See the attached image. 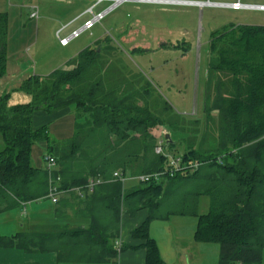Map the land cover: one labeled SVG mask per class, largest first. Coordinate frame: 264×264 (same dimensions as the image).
<instances>
[{"label":"trees","instance_id":"1","mask_svg":"<svg viewBox=\"0 0 264 264\" xmlns=\"http://www.w3.org/2000/svg\"><path fill=\"white\" fill-rule=\"evenodd\" d=\"M8 18L0 12V77L7 59ZM109 43L94 42L68 67L25 79L19 89L30 94L27 104L7 105L0 97V211L43 198L53 181L67 193L57 201L56 216L87 223L0 234V248L55 252L61 262L102 263L114 259L121 214L147 209L146 220L132 230L144 240L145 264H166L148 234V223L171 215L195 216L194 240L219 245L218 264H260L264 248V25L229 23L208 40L204 119L161 116L149 98L131 82L106 78ZM130 84L133 87H130ZM75 107L73 136L50 142L46 125L34 129L33 114ZM216 111V119L212 111ZM160 128L170 134L164 154L155 153ZM214 135L207 148L205 135ZM47 142L46 155L56 169L31 165L32 145ZM168 156L189 166L169 174ZM137 176L158 173V180L123 189L112 173ZM58 179V181H56ZM90 179H101L91 192ZM201 196L208 211L198 213ZM118 249V250H117Z\"/></svg>","mask_w":264,"mask_h":264},{"label":"rangeland","instance_id":"2","mask_svg":"<svg viewBox=\"0 0 264 264\" xmlns=\"http://www.w3.org/2000/svg\"><path fill=\"white\" fill-rule=\"evenodd\" d=\"M31 1L25 0V3L33 4L28 3ZM242 1L252 4L264 2ZM33 2L39 8L37 21L28 18L26 14L21 18L22 24L27 25L26 29L29 30L30 41H34L20 54L25 63L23 67L34 68L36 74L50 72L55 67L66 68L69 65L66 62L72 61L79 52L100 40L102 45L109 43V48L106 47L103 54L112 66L107 73L108 81L118 79L131 82L135 87L132 84L130 87L143 93L146 90L145 95L152 108L160 112L161 116L168 114L164 107L169 104L173 113L190 120L204 119L203 96L210 34L229 23L264 25V12L258 10H232L207 4H143L125 1L109 11L99 23L61 47L59 38L65 32L59 35L55 32L63 24V21L57 19L65 17L63 12L66 6L54 0ZM72 5L71 10L79 13L88 8L91 2L73 0ZM111 5L112 1L103 4L106 9ZM98 9L94 8V13ZM90 17L91 14H86L74 23V27ZM9 26L11 33L22 29L19 22H10ZM212 117L216 119L214 110ZM214 138L208 131L204 145L207 148L215 146ZM123 183L125 188H130L139 181L126 175ZM206 201V197L201 199L202 207H205Z\"/></svg>","mask_w":264,"mask_h":264},{"label":"crops","instance_id":"3","mask_svg":"<svg viewBox=\"0 0 264 264\" xmlns=\"http://www.w3.org/2000/svg\"><path fill=\"white\" fill-rule=\"evenodd\" d=\"M26 4L25 0H16L7 3L6 0H0V12H6L8 18V36H7V59L5 72L0 77V97L7 96V105L14 106L18 104H27L32 100L30 94L19 89L21 83L30 76L49 74L50 72L36 74L34 68L23 67L25 65L20 58V54L28 49L29 45L34 42L30 41L29 30L27 25L22 24L23 15L26 14L28 18L37 21L39 12L38 5ZM65 7V17H60L57 21L63 24L56 29V34L65 32L63 37H68L72 31L82 27V24L74 27V23L83 18L87 9L75 13L71 10L73 0H54ZM78 2H89L86 0H75ZM192 2H205L204 0H183ZM233 1V0H231ZM207 2V1H206ZM211 2V1H208ZM229 2V1H213L211 3ZM105 2H101L93 7L99 8L96 13L106 10L103 6ZM139 3H154V2H139ZM264 3V2H263ZM184 4V3H183ZM185 5V4H184ZM68 7V8H67ZM36 11L37 17L31 18V12ZM94 13V14H96ZM107 15V13H106ZM10 22H19L20 30L17 33L10 32ZM19 27V26H18ZM36 33V31H35ZM63 47L62 45H60ZM66 46V45H65ZM70 61V60H69ZM66 62L69 64L70 62ZM204 99V96H203ZM204 110V104H203ZM75 107L71 106L63 110L47 113L37 111L32 117V126L34 129L40 128L44 125L48 127V135L50 142H63L70 139L74 134L75 123L78 121L76 117ZM4 141L0 135V151L4 149ZM46 148L47 142L41 141L32 145L31 148V165L36 169L46 168ZM56 169V167L54 168ZM123 189L124 183H121ZM50 186V185H49ZM49 189V188H48ZM206 196H201L198 200V213L204 214L208 211L209 199L207 198L205 207L201 205V199ZM67 198V193H61L58 201ZM57 202L52 203L51 200L45 196L33 201L20 203L18 206L0 211V234L3 236H13L16 233L29 230H48L54 226H63L65 223L70 225H77L87 223L82 219L72 217L71 211L67 218L57 217L56 209ZM204 208V209H202ZM148 216L147 209H140L129 215L122 213L119 221L118 237L123 247L118 250L117 256L107 262L102 263H88V262H61L58 260L55 252H26L17 248H0V264H145L146 251L143 248L144 240L142 238H133L131 232L146 220ZM197 226V217L171 215L167 219H154L148 223V234L153 238L158 246L161 259L166 264H218L219 260V245L211 242H197L194 240V233ZM115 240V241H116ZM260 264H264V248L262 250V258Z\"/></svg>","mask_w":264,"mask_h":264},{"label":"built area","instance_id":"4","mask_svg":"<svg viewBox=\"0 0 264 264\" xmlns=\"http://www.w3.org/2000/svg\"><path fill=\"white\" fill-rule=\"evenodd\" d=\"M89 2H92V6H90L87 11L85 13L91 14V17L86 20L83 24L82 27L78 28L77 30L72 31V33L68 36V37H62L59 38V43L62 46H65L69 43V41L76 37L78 34H80L81 32L88 30L90 28H92L94 26L95 23H99L101 21V19H103V17L106 15V13H108L109 11H111L113 8H115L116 6H118L119 4H121L122 2L125 1H136V2H154V3H165V4H188V5H198L199 2H192V1H183V0H86ZM107 1H112V5L109 6L108 9L96 13H93V7L101 2H107ZM208 2V1H207ZM219 7H225V8H229L232 10H258V11H262L264 12V3H247V2H243L242 0H233V1H229V2H218L216 3ZM215 5V4H214ZM31 18H35L37 17V13L36 11H33L30 13L29 15ZM168 133L165 129H162L158 131L157 134V145L154 149L155 153L157 154H164V149L163 146L166 144V140L164 138V135ZM45 161H46V169L48 171H51L55 166V160L53 157L46 155L45 157ZM168 161H169V174L172 175L173 173L185 168L186 166H189L193 169H196L199 166V162L197 161H188L186 165H184L182 163V160L180 157L176 156V157H172V156H168ZM126 175H122L119 171H115L112 173V178L113 180H117L121 183L124 182V177ZM128 176V175H127ZM131 177V176H129ZM135 177L139 183H146L149 182L151 180H158V178H160V175L158 173H153V174H142V175H137V176H133ZM58 181V179L56 180ZM103 181L101 179H90L87 185V191L91 192L93 190V188L102 183ZM62 193V191H60L56 185V183H54L53 181L50 183L49 189H48V194L46 195L52 203H56L58 201V198L60 196V194ZM121 240L117 239L115 241V245L118 249H120L121 247Z\"/></svg>","mask_w":264,"mask_h":264},{"label":"water","instance_id":"5","mask_svg":"<svg viewBox=\"0 0 264 264\" xmlns=\"http://www.w3.org/2000/svg\"><path fill=\"white\" fill-rule=\"evenodd\" d=\"M164 138H165V140H166V145H168L170 142H172L171 141V139H170V134L169 133H166L165 135H164Z\"/></svg>","mask_w":264,"mask_h":264},{"label":"bare ground","instance_id":"6","mask_svg":"<svg viewBox=\"0 0 264 264\" xmlns=\"http://www.w3.org/2000/svg\"><path fill=\"white\" fill-rule=\"evenodd\" d=\"M204 4H207V5H213V6H218L216 3H210V2H207V3L199 2V3H198V6H203ZM214 4H215V5H214Z\"/></svg>","mask_w":264,"mask_h":264}]
</instances>
